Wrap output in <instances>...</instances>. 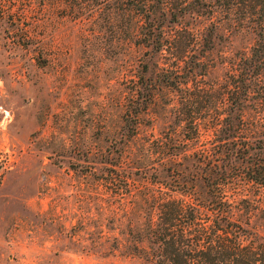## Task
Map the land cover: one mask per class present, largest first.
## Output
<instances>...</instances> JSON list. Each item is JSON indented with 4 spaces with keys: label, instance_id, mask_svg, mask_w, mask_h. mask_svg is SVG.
Instances as JSON below:
<instances>
[{
    "label": "rangeland",
    "instance_id": "1",
    "mask_svg": "<svg viewBox=\"0 0 264 264\" xmlns=\"http://www.w3.org/2000/svg\"><path fill=\"white\" fill-rule=\"evenodd\" d=\"M29 1L0 10V264H154L132 249L148 219L144 196L203 191L191 181L202 170L192 97L210 102L197 108L198 149L224 140L210 92L256 36L217 0L165 16L160 51L135 42V25L111 5L78 11L69 6L96 0H60L63 10L43 13L42 0ZM137 94L151 99L128 138ZM256 111L245 108V127L264 132ZM247 190L264 234V191Z\"/></svg>",
    "mask_w": 264,
    "mask_h": 264
},
{
    "label": "trees",
    "instance_id": "2",
    "mask_svg": "<svg viewBox=\"0 0 264 264\" xmlns=\"http://www.w3.org/2000/svg\"><path fill=\"white\" fill-rule=\"evenodd\" d=\"M202 1L96 0L93 5L69 7L84 11L111 5L114 12L126 14L135 25V42L160 51L168 41L162 31V19L170 16L174 22L179 14L203 6ZM42 2L43 13L63 10L60 0H53L48 6L45 0ZM217 2L250 29L256 39L248 53L229 62L224 83L210 92L215 103L212 127L221 126L224 140L207 142L209 147L198 149L201 118L197 108L203 103L210 106V102L208 96H201L203 92L192 97L195 113L189 121L191 142L195 144L190 147L196 148L194 159L202 170L191 181H200L203 191L179 192L182 198L175 197L173 190L159 191L158 196L148 192L144 196L148 219L143 225L142 240L134 237L137 244L132 249L154 264H264V234L253 226L258 202L243 194L248 186L264 191V132H260L262 125L256 127L258 133L245 127L244 120L245 108L253 105L256 119L264 122V0ZM3 7L0 0V10ZM32 10V5H26L14 13L25 16ZM150 97L148 94L140 98L137 94L126 123L128 138L136 135L139 115ZM143 242L147 247L139 246Z\"/></svg>",
    "mask_w": 264,
    "mask_h": 264
}]
</instances>
